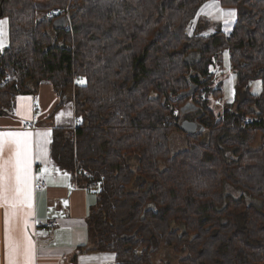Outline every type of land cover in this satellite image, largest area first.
Masks as SVG:
<instances>
[{
	"label": "trees",
	"instance_id": "16d2710c",
	"mask_svg": "<svg viewBox=\"0 0 264 264\" xmlns=\"http://www.w3.org/2000/svg\"><path fill=\"white\" fill-rule=\"evenodd\" d=\"M207 1L0 0V114L42 82L74 96L79 122L53 129L51 156L81 186L98 184L94 244L81 249L114 264H154L164 249L180 264H264V0H218L236 20L209 35ZM225 50L235 94L216 112ZM186 119L197 132L181 129ZM177 130L186 148L173 153Z\"/></svg>",
	"mask_w": 264,
	"mask_h": 264
},
{
	"label": "crops",
	"instance_id": "0c3cea01",
	"mask_svg": "<svg viewBox=\"0 0 264 264\" xmlns=\"http://www.w3.org/2000/svg\"><path fill=\"white\" fill-rule=\"evenodd\" d=\"M209 3H211V0L204 3L201 8ZM223 9L235 10L234 8ZM200 10L198 12L199 21L202 22V25L207 26V18L209 19L210 16L201 13ZM212 12L214 14L215 10L213 9ZM0 19H4V17H0ZM235 20L236 16L233 22L227 25L220 20L219 26L224 32L230 33L234 27ZM7 28V43H9V22ZM6 45L3 49L7 47ZM22 97L31 99L24 101L21 100ZM73 97L69 95L63 101L51 83L42 82L36 92L19 94L14 107L9 112L0 114V132L29 131L33 133L34 153L36 151L35 141L39 139L35 136V133H49L46 145L48 151L46 161L34 160L32 167L33 176H40L43 169H48L47 172L43 173V179L46 180L48 185L45 189H40L35 185L36 180L34 181L33 215L28 218V226L25 228L22 220H13L10 223H6L5 207L0 204V264H7L6 236L9 228L11 229V234L17 239L23 240L25 233L31 237L36 247L35 264H75L76 257L79 255L98 254L96 253L98 251L95 250L81 249L82 246L89 247L94 244L90 243L91 240L87 241L86 238V235L89 237L87 219L97 200L90 193L91 190L78 183L74 174L60 169L51 156L53 129L55 127L75 128L77 118L75 116ZM65 102H72L73 104L72 122L69 120V112L66 113L62 109ZM24 104L31 106V111L28 114L29 118L27 119H25L23 114H17L18 110L23 113L22 106ZM61 113L63 115H60ZM58 116H60L59 119H57ZM177 141H180V139L178 138ZM9 154V146L5 145V156ZM39 166L41 168H38ZM65 173H67V179L64 178ZM94 199L96 201L95 205L93 204ZM65 201L68 202L67 205H65ZM54 218L57 219L54 229L48 232L36 230L38 223H46ZM41 233H45V235H41ZM114 261L112 264H114ZM94 264H105V262L98 261Z\"/></svg>",
	"mask_w": 264,
	"mask_h": 264
},
{
	"label": "snow or ice",
	"instance_id": "6c2138e0",
	"mask_svg": "<svg viewBox=\"0 0 264 264\" xmlns=\"http://www.w3.org/2000/svg\"><path fill=\"white\" fill-rule=\"evenodd\" d=\"M213 9L215 14L212 12ZM200 11L214 20H221L225 25L232 23L236 16L235 10L221 8L218 0H211V3L204 5ZM7 25V19H0V50L5 47L8 41ZM77 83L84 84L85 81L81 79ZM29 99L31 98H21L24 101ZM22 107L23 113L18 110L17 114H23L25 119L29 118L31 106L24 104ZM59 118L60 116L57 117V119ZM48 135V132L35 133L39 139L35 141L36 151L34 153L32 132H0V204L5 207L6 223L22 220L25 228L28 226V218L33 215L34 181L43 179V173L48 171L45 168L40 176H33V162L34 160L46 161ZM5 145L9 146L10 154L7 156H5ZM64 178L67 179V173L64 174ZM64 203L67 205L68 202ZM41 235H45V233H41ZM6 259L7 264H35L36 247L31 237L25 233L23 240L17 239L11 234L9 228L6 236ZM89 259H103L106 262L114 260L115 256Z\"/></svg>",
	"mask_w": 264,
	"mask_h": 264
},
{
	"label": "rangeland",
	"instance_id": "374dc122",
	"mask_svg": "<svg viewBox=\"0 0 264 264\" xmlns=\"http://www.w3.org/2000/svg\"><path fill=\"white\" fill-rule=\"evenodd\" d=\"M215 14V13H214ZM43 16V14L40 15V17ZM4 17V19L8 20L7 16H2ZM208 25L207 27L203 30V34L209 35V34H213L215 33L219 28V23L220 20H214L211 17L208 19ZM9 22V20H8ZM9 43H7L6 46H8ZM227 53V55H225ZM220 64V65H219ZM218 67H216L215 69H213L215 71V82L214 85H217L219 83L222 82V88H223V95L222 98L219 100L218 103H214V99L211 97V101H212V107L214 108V110L216 112L218 111H222L225 106L228 103L233 102L234 100V94H235V83H236V73L235 71L232 69L231 66V61H230V53L228 50H225L224 53L222 54L221 57V63H218L217 65ZM84 80V79H83ZM259 82V83H257ZM250 88L254 93H259L261 91L262 85H261V80L260 79H256L254 81H252L250 83ZM66 103V102H65ZM64 103V107L62 109H64V111L66 113H71L70 117V122H72V109H73V104L72 102H68L65 104ZM67 110V111H66ZM180 139V141H177V139ZM170 148L172 150L173 153L179 152L183 149L186 148V142H185V134L184 132L181 131H175L171 134L170 136ZM131 164L133 166V168H137L138 162L135 158L131 159ZM92 196L96 198L97 200V195L95 193V190H91ZM96 201L94 199V205H95ZM89 237H87V241L91 240V233H88ZM90 242V241H89ZM91 243V242H90ZM163 252L158 253L155 257H154V264H180L179 260L180 257L176 256L170 249H164L162 250ZM98 254H94V253H88L87 256H82L79 255L76 257V262L75 264L79 263V264H94L95 262L98 261H104L103 259H89V258H103L109 255H114V253L112 252H96ZM115 260V259H114ZM105 262V261H104ZM113 260H109L106 261L105 264H112Z\"/></svg>",
	"mask_w": 264,
	"mask_h": 264
},
{
	"label": "built area",
	"instance_id": "2783aa9c",
	"mask_svg": "<svg viewBox=\"0 0 264 264\" xmlns=\"http://www.w3.org/2000/svg\"><path fill=\"white\" fill-rule=\"evenodd\" d=\"M50 13H52V15H54V13H58V9H54L52 12L50 11ZM38 168H41L40 166ZM88 175V174H87ZM36 187L40 188V189H45L47 187V182L45 179H38L35 182ZM98 188V184H95L94 187H92V189L97 190ZM57 224V219H51L50 221L46 222V223H38V225L36 226V230L37 231H42V232H48L52 229H54L56 227Z\"/></svg>",
	"mask_w": 264,
	"mask_h": 264
},
{
	"label": "water",
	"instance_id": "95a60500",
	"mask_svg": "<svg viewBox=\"0 0 264 264\" xmlns=\"http://www.w3.org/2000/svg\"><path fill=\"white\" fill-rule=\"evenodd\" d=\"M3 12L1 11L0 12V15H2ZM55 24L58 25V26H66L67 24V19L65 17H61V18H58L56 21H55ZM198 123H196L195 121H191V120H184L182 121L181 123V129L186 132L187 134H193L195 132H197L198 130Z\"/></svg>",
	"mask_w": 264,
	"mask_h": 264
}]
</instances>
